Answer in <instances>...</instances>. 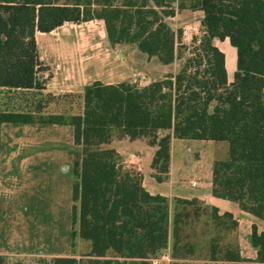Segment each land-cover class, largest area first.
<instances>
[{
	"label": "trees",
	"instance_id": "16d2710c",
	"mask_svg": "<svg viewBox=\"0 0 264 264\" xmlns=\"http://www.w3.org/2000/svg\"><path fill=\"white\" fill-rule=\"evenodd\" d=\"M202 10L201 35L178 71L145 85L95 80L84 86L79 111L65 115L10 105L14 90L45 88L36 32L66 22L103 20L112 45L134 44L165 65L183 57V29L166 17ZM237 51L233 80L215 40ZM2 95V96H1ZM4 122L69 123L81 150L74 153L72 246L80 257H39L38 264H151L171 244L170 264H264V230L252 225L254 259L241 254L238 220L198 198L151 193L143 174L109 144L146 138L157 145L152 167L168 178L174 138L226 141L213 164L215 196L233 200L264 220V0H0V151ZM198 247L203 256H195ZM8 255L0 254V264Z\"/></svg>",
	"mask_w": 264,
	"mask_h": 264
},
{
	"label": "crops",
	"instance_id": "0c3cea01",
	"mask_svg": "<svg viewBox=\"0 0 264 264\" xmlns=\"http://www.w3.org/2000/svg\"><path fill=\"white\" fill-rule=\"evenodd\" d=\"M203 14L202 10L186 8L174 16L166 17V21L170 24L169 20L172 19L178 24L180 17L188 16L190 21L194 16L196 19L191 24L192 29L202 30ZM215 42L225 52L228 80L232 81L237 66L236 48L228 37L216 39ZM180 139L183 138L172 139L170 170L168 178L163 181H158L153 176L155 170L152 161L157 145L150 144L146 138L129 137L114 139L109 145L122 154L127 165L143 174V185L151 193H160L169 199L198 198L217 206L221 213L232 212L238 217L241 254L245 258L254 259L257 247L251 242L252 225L255 223L259 230H264V220L243 210L238 202L213 194L214 160L210 173L198 170L189 178L176 177L173 152L175 143ZM80 150L81 146L74 141V128L69 123H2L0 254L51 257L70 256L74 253L72 168L74 153Z\"/></svg>",
	"mask_w": 264,
	"mask_h": 264
},
{
	"label": "rangeland",
	"instance_id": "374dc122",
	"mask_svg": "<svg viewBox=\"0 0 264 264\" xmlns=\"http://www.w3.org/2000/svg\"><path fill=\"white\" fill-rule=\"evenodd\" d=\"M189 18L180 17L178 24L176 20H169L172 27L183 29L182 44H178V47H182L184 56L177 58L168 68L156 57L149 58L134 44L112 45L106 35L104 22L100 19L66 22L50 32L37 31L39 55L46 68L43 72L46 77L45 88L41 91L14 90L5 96L10 100V105L33 111L35 118L55 112L68 115L80 110L81 91L85 85L97 79L145 85L167 72H176L193 49V36L201 35L200 29H192L191 24L196 17L188 21ZM227 151L226 141L180 139L175 143L173 152L175 175L189 178L198 170L205 173L211 170L213 160L225 158ZM171 244L172 240L159 254L150 258V263L170 264ZM89 247L88 241L76 237L73 251L80 257L89 251ZM204 254L205 250L198 247L195 256ZM8 256L5 264H38V258L45 257L34 254Z\"/></svg>",
	"mask_w": 264,
	"mask_h": 264
},
{
	"label": "built area",
	"instance_id": "2783aa9c",
	"mask_svg": "<svg viewBox=\"0 0 264 264\" xmlns=\"http://www.w3.org/2000/svg\"><path fill=\"white\" fill-rule=\"evenodd\" d=\"M193 184H195V182H193ZM154 263H156V261L154 260Z\"/></svg>",
	"mask_w": 264,
	"mask_h": 264
}]
</instances>
